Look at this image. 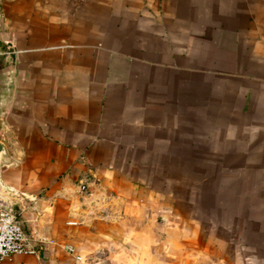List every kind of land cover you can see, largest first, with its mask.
Listing matches in <instances>:
<instances>
[{
    "label": "crops",
    "instance_id": "crops-1",
    "mask_svg": "<svg viewBox=\"0 0 264 264\" xmlns=\"http://www.w3.org/2000/svg\"><path fill=\"white\" fill-rule=\"evenodd\" d=\"M215 111L264 134V0H0V184L36 250L3 264H264L237 228L154 219L144 166Z\"/></svg>",
    "mask_w": 264,
    "mask_h": 264
},
{
    "label": "rangeland",
    "instance_id": "rangeland-1",
    "mask_svg": "<svg viewBox=\"0 0 264 264\" xmlns=\"http://www.w3.org/2000/svg\"><path fill=\"white\" fill-rule=\"evenodd\" d=\"M216 114L208 119L197 116L195 126H188L182 114L173 133L155 147L157 154L150 159L154 163L144 166V181L159 192L153 204L158 215H171L169 221L174 214L188 216L192 223L228 225L246 242L264 244V134L245 138L241 146L225 141L223 131L231 121ZM159 216L154 219L164 220ZM198 254L197 263L203 264Z\"/></svg>",
    "mask_w": 264,
    "mask_h": 264
},
{
    "label": "built area",
    "instance_id": "built-area-1",
    "mask_svg": "<svg viewBox=\"0 0 264 264\" xmlns=\"http://www.w3.org/2000/svg\"><path fill=\"white\" fill-rule=\"evenodd\" d=\"M35 252L23 227L20 208H5L0 205V264L11 261L14 256Z\"/></svg>",
    "mask_w": 264,
    "mask_h": 264
},
{
    "label": "water",
    "instance_id": "water-1",
    "mask_svg": "<svg viewBox=\"0 0 264 264\" xmlns=\"http://www.w3.org/2000/svg\"><path fill=\"white\" fill-rule=\"evenodd\" d=\"M2 151L0 147V152ZM20 197L10 188H6L0 184V205L9 208L19 209Z\"/></svg>",
    "mask_w": 264,
    "mask_h": 264
}]
</instances>
